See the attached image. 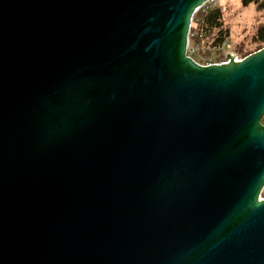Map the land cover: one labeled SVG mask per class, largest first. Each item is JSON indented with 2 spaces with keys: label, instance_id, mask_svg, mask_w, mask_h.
Instances as JSON below:
<instances>
[{
  "label": "water",
  "instance_id": "water-1",
  "mask_svg": "<svg viewBox=\"0 0 264 264\" xmlns=\"http://www.w3.org/2000/svg\"><path fill=\"white\" fill-rule=\"evenodd\" d=\"M208 0H0V264H264V48L187 56Z\"/></svg>",
  "mask_w": 264,
  "mask_h": 264
},
{
  "label": "trees",
  "instance_id": "trees-1",
  "mask_svg": "<svg viewBox=\"0 0 264 264\" xmlns=\"http://www.w3.org/2000/svg\"><path fill=\"white\" fill-rule=\"evenodd\" d=\"M242 7L254 5L256 11L261 14L258 28L253 36L252 43L257 50L264 48V0H239ZM218 6L211 8L208 11H198L192 19L190 29V45H199L202 49L215 48L223 44L225 38L229 37V29L224 28L222 19V8ZM262 20V21H261ZM194 36V37H192ZM245 53L243 57L253 53Z\"/></svg>",
  "mask_w": 264,
  "mask_h": 264
},
{
  "label": "rangeland",
  "instance_id": "rangeland-1",
  "mask_svg": "<svg viewBox=\"0 0 264 264\" xmlns=\"http://www.w3.org/2000/svg\"><path fill=\"white\" fill-rule=\"evenodd\" d=\"M218 4L222 8L224 28L229 29V37L224 39L223 44L229 43L242 57L245 53L253 52L256 47L252 39L262 15L258 14L254 5L242 7L239 0H219ZM262 123L264 125V118Z\"/></svg>",
  "mask_w": 264,
  "mask_h": 264
},
{
  "label": "built area",
  "instance_id": "built-area-1",
  "mask_svg": "<svg viewBox=\"0 0 264 264\" xmlns=\"http://www.w3.org/2000/svg\"><path fill=\"white\" fill-rule=\"evenodd\" d=\"M218 1L219 0H208L198 11H208L211 8L218 6ZM187 56L197 64L203 66L225 63L228 57H232L235 61H240L244 58L236 50H234L229 43L203 50L199 45H190L188 42ZM195 56H197V59H195ZM261 197H264V188Z\"/></svg>",
  "mask_w": 264,
  "mask_h": 264
}]
</instances>
